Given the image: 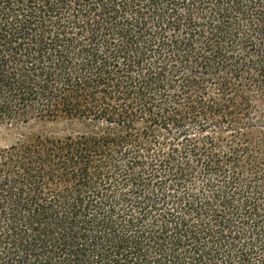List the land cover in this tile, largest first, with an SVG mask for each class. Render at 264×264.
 <instances>
[{"label": "trees", "instance_id": "trees-1", "mask_svg": "<svg viewBox=\"0 0 264 264\" xmlns=\"http://www.w3.org/2000/svg\"><path fill=\"white\" fill-rule=\"evenodd\" d=\"M0 264H264V0H0Z\"/></svg>", "mask_w": 264, "mask_h": 264}, {"label": "rangeland", "instance_id": "rangeland-1", "mask_svg": "<svg viewBox=\"0 0 264 264\" xmlns=\"http://www.w3.org/2000/svg\"><path fill=\"white\" fill-rule=\"evenodd\" d=\"M4 142H5V139L2 137V135L0 134V145L1 144H4Z\"/></svg>", "mask_w": 264, "mask_h": 264}]
</instances>
